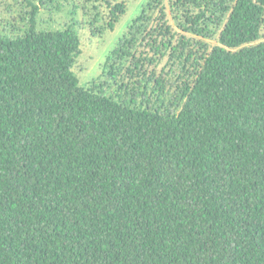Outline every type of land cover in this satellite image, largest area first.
Wrapping results in <instances>:
<instances>
[{"label":"trees","instance_id":"16d2710c","mask_svg":"<svg viewBox=\"0 0 264 264\" xmlns=\"http://www.w3.org/2000/svg\"><path fill=\"white\" fill-rule=\"evenodd\" d=\"M50 2L0 30V264H264V0L217 1L213 46L172 45L149 0L154 20L129 27L150 23L140 53L138 31L108 57L109 92L74 72L77 22L38 28ZM126 12L110 6V29ZM204 14L185 10L186 30L211 36ZM148 47L171 49L168 72L144 70Z\"/></svg>","mask_w":264,"mask_h":264},{"label":"rangeland","instance_id":"374dc122","mask_svg":"<svg viewBox=\"0 0 264 264\" xmlns=\"http://www.w3.org/2000/svg\"><path fill=\"white\" fill-rule=\"evenodd\" d=\"M33 1L36 3L40 2V0ZM173 1L176 0H163V4L167 10L168 24L172 28V45H176L178 40L183 36H185V38H195L194 40L196 41L201 40L208 43L210 46L218 43L217 38L222 29V25L218 26L216 24L221 16V12L218 11L219 7L215 3L219 0H181L180 5L183 7L182 9H179V6H176ZM120 2H124L127 5V12L119 18V22L115 23L114 29H110V6ZM148 2L149 0H54V2H50L47 5H40L37 17L39 21L38 28L47 31H57L71 25L73 22H77L78 24H75L73 28L80 37L82 53L77 59L74 72L82 85L90 87L93 84H103L107 86L105 88L109 92L111 85L106 79L108 74L106 69L108 57H113V50L118 46L122 36L134 37L133 34H137L138 31L141 32L136 35L138 40H135V47H127H129L130 50L128 55L133 53L138 55L140 53L141 49L138 42L143 39V34L141 35V33L150 26V23L146 19L143 21L141 20L134 25V29L131 33L129 27L133 25L134 19L139 18L144 10L146 11L145 13L150 16V20H154L156 13L155 11L152 12L147 10ZM76 4L79 7L74 13V5ZM83 5L87 7V13L82 11ZM95 6L101 11L100 20L95 24L97 28L89 24L96 13V10H94ZM29 7L28 0H0V30L2 29V24L7 23L13 16L16 17L20 25L23 24L19 17L20 15H25L24 13L29 10ZM185 10H189V12L193 14V19L205 13L204 16L200 17L198 24L201 27H206V33L211 34V36L203 37L186 30L190 22H188L186 16H183ZM197 46L198 45H196L195 49L198 48ZM145 50H147L148 60L144 62V70L148 72L154 71L156 76L169 71L170 65L168 62H170L169 52L171 49L166 51V54L161 60H158L160 53L156 54L155 51L151 50V47ZM151 59L155 60L152 65L150 64ZM127 61L128 57L124 62L126 63ZM129 62L130 60L128 63ZM173 70V73H170L171 71L166 73V90L169 87L170 95L174 94V91H176L178 79L181 80L186 78V74L180 72V65L173 67ZM169 80H171V83ZM171 85L174 87L173 89H171Z\"/></svg>","mask_w":264,"mask_h":264}]
</instances>
